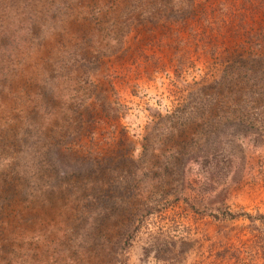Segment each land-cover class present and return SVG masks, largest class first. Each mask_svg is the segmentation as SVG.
I'll list each match as a JSON object with an SVG mask.
<instances>
[{"label":"rangeland","instance_id":"rangeland-1","mask_svg":"<svg viewBox=\"0 0 264 264\" xmlns=\"http://www.w3.org/2000/svg\"><path fill=\"white\" fill-rule=\"evenodd\" d=\"M0 264H264V0H0Z\"/></svg>","mask_w":264,"mask_h":264},{"label":"trees","instance_id":"trees-1","mask_svg":"<svg viewBox=\"0 0 264 264\" xmlns=\"http://www.w3.org/2000/svg\"><path fill=\"white\" fill-rule=\"evenodd\" d=\"M176 167H177V165H176Z\"/></svg>","mask_w":264,"mask_h":264}]
</instances>
